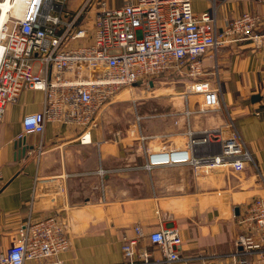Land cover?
Returning a JSON list of instances; mask_svg holds the SVG:
<instances>
[{"label":"crops","instance_id":"0c3cea01","mask_svg":"<svg viewBox=\"0 0 264 264\" xmlns=\"http://www.w3.org/2000/svg\"><path fill=\"white\" fill-rule=\"evenodd\" d=\"M82 1L68 0V7L75 10ZM126 1L107 0L113 6ZM192 4L197 14L213 10L218 30L244 11L264 16L260 0ZM90 15L92 22L93 10ZM202 63L205 78L219 87L216 110L195 111L201 97L190 92L189 80L179 82L180 89L176 82L162 88L151 84V100L145 104L132 101L135 89L122 90L100 111L88 142L82 141L83 127L48 121L43 133L25 137L30 147L23 151L24 146H15L22 118L42 110L44 92L27 89L8 103L0 121V252H6L29 219L58 211L69 224V249L25 264H48L57 258L63 264H125L122 245L125 237L135 235L136 225L146 234L178 229L185 262L176 264H194L204 257L214 264L242 258L247 264L264 263L260 251L245 254L237 243L243 233L240 214L253 199L264 196V45L257 47L252 40L227 43L205 54ZM126 94L132 115L124 122L114 110L119 103L111 105ZM187 109L193 110L190 116ZM188 126L199 132L221 127L225 137L238 135L251 161L241 171L224 166L202 171L187 164L144 167L148 150L186 145ZM124 130L126 135L121 134ZM200 147L203 154L218 148L215 143ZM99 168L106 173L98 174ZM139 246L152 252L151 264H162L161 250L147 236Z\"/></svg>","mask_w":264,"mask_h":264},{"label":"built area","instance_id":"2783aa9c","mask_svg":"<svg viewBox=\"0 0 264 264\" xmlns=\"http://www.w3.org/2000/svg\"><path fill=\"white\" fill-rule=\"evenodd\" d=\"M0 30V121L7 104L17 101L24 90L44 92L42 110L22 118L17 135L21 140L43 133L46 122L56 121L83 127L82 141L88 142L90 130L98 126L100 111L115 95L122 90L134 92L137 83H146L143 88L147 90L140 92L148 91L154 78L162 75L176 83L189 80L190 92L201 97L195 111L216 110L219 87L205 78L203 56L241 40L264 45V16L260 13L244 11L218 30L215 12L207 9L197 14L192 0H127L120 6L107 0H83L75 10L68 7V0H24L18 14L9 11ZM135 96L134 101L144 99ZM192 112L186 110L188 116ZM185 134L182 147L148 150L144 167L187 164L202 171L222 166L241 171L252 159L245 142L236 134L223 136L221 127L200 132L189 127ZM209 143L216 144L217 152L203 154L200 145ZM97 172L106 173L103 168ZM57 212L25 222L6 252H0V264H25L68 250L69 224ZM238 222L243 233L237 243L245 254L260 251L264 260V196L247 204ZM134 230L135 235L125 237L122 245L125 264L153 262L152 252L139 246L144 236L161 250L162 264L185 262L179 251L183 239L178 229L146 234L136 225ZM247 263L242 258L233 264ZM48 264L63 262L57 258ZM194 264L214 263L204 257Z\"/></svg>","mask_w":264,"mask_h":264},{"label":"rangeland","instance_id":"374dc122","mask_svg":"<svg viewBox=\"0 0 264 264\" xmlns=\"http://www.w3.org/2000/svg\"><path fill=\"white\" fill-rule=\"evenodd\" d=\"M0 12H1V9H0ZM174 80L175 79H172V77H170L169 75H162L160 77H155L154 78V84L156 85L157 88L168 87V86H173L175 84L174 83ZM177 84L178 85H175V86L177 87V89H180V87H179L180 86L179 85L180 83H177ZM143 86H146V83L137 84L136 87H135V92L136 93L135 94L133 93L132 96H133V99L136 97L135 96L136 94L139 95V96H141V98L146 97V99L144 98L142 100L143 103L145 104V103H148L151 100V89H149L148 91H145V95H144L143 92H140L141 90H147L146 88H143ZM128 96H129V94H126V96H124V97H120L119 98V102L117 101L116 103H114V104L111 105V107H113V105H116L117 103H119V106L118 107H115L114 110L116 112H119V116H121V117L124 118V122L126 120V117H128L129 115L130 116L132 115V113L131 112L129 113L127 111V109H126V107L129 105V102L131 101V98L128 97ZM132 101L134 102V100H132ZM146 121L147 120L142 121V124L145 125ZM112 122L115 123L113 120H112ZM118 122L121 123V125H124L125 126V124H123V122L121 120H119ZM109 124H111V121L109 122ZM124 126H122V127H124ZM125 132L126 131L124 130V132L121 133V134H124ZM124 135H126V133Z\"/></svg>","mask_w":264,"mask_h":264},{"label":"bare ground","instance_id":"6f19581e","mask_svg":"<svg viewBox=\"0 0 264 264\" xmlns=\"http://www.w3.org/2000/svg\"><path fill=\"white\" fill-rule=\"evenodd\" d=\"M24 0H0V29L7 18L9 11L18 14L23 8ZM1 33V30H0Z\"/></svg>","mask_w":264,"mask_h":264},{"label":"water","instance_id":"95a60500","mask_svg":"<svg viewBox=\"0 0 264 264\" xmlns=\"http://www.w3.org/2000/svg\"><path fill=\"white\" fill-rule=\"evenodd\" d=\"M137 84H140V83H137ZM136 84V85H137ZM15 146L18 148V147H22V146H24L23 147V151H25L28 147H30L29 145H27L26 144V138L25 139H18L17 141H16V143H15Z\"/></svg>","mask_w":264,"mask_h":264}]
</instances>
